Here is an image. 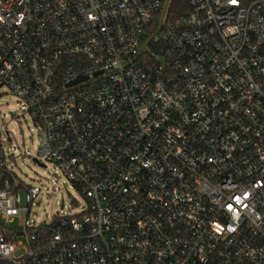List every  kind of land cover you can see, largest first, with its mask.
I'll use <instances>...</instances> for the list:
<instances>
[{"label": "built area", "instance_id": "built-area-1", "mask_svg": "<svg viewBox=\"0 0 264 264\" xmlns=\"http://www.w3.org/2000/svg\"><path fill=\"white\" fill-rule=\"evenodd\" d=\"M171 1L0 0L32 161L86 198L29 223L0 133V264H264V0Z\"/></svg>", "mask_w": 264, "mask_h": 264}, {"label": "rangeland", "instance_id": "rangeland-1", "mask_svg": "<svg viewBox=\"0 0 264 264\" xmlns=\"http://www.w3.org/2000/svg\"><path fill=\"white\" fill-rule=\"evenodd\" d=\"M23 112L17 97L0 87V133L5 152L14 158L11 168L22 180L42 190L30 208L28 222L45 224L55 215L81 212L86 207V198L61 169L50 161L45 167L32 161L39 141L31 118L28 114L22 116ZM4 127L9 133L4 131Z\"/></svg>", "mask_w": 264, "mask_h": 264}, {"label": "trees", "instance_id": "trees-1", "mask_svg": "<svg viewBox=\"0 0 264 264\" xmlns=\"http://www.w3.org/2000/svg\"><path fill=\"white\" fill-rule=\"evenodd\" d=\"M187 0H172L170 5V10L175 13L185 12L187 10ZM174 13V14H175Z\"/></svg>", "mask_w": 264, "mask_h": 264}, {"label": "snow or ice", "instance_id": "snow-or-ice-1", "mask_svg": "<svg viewBox=\"0 0 264 264\" xmlns=\"http://www.w3.org/2000/svg\"><path fill=\"white\" fill-rule=\"evenodd\" d=\"M230 2H231V3H235V2H236V0H230Z\"/></svg>", "mask_w": 264, "mask_h": 264}]
</instances>
